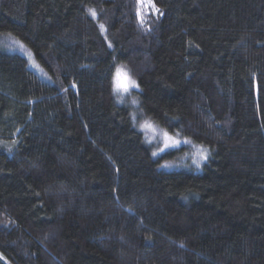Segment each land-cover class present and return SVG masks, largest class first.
I'll list each match as a JSON object with an SVG mask.
<instances>
[{
	"label": "trees",
	"instance_id": "1",
	"mask_svg": "<svg viewBox=\"0 0 264 264\" xmlns=\"http://www.w3.org/2000/svg\"><path fill=\"white\" fill-rule=\"evenodd\" d=\"M150 1L0 0V264H264V0Z\"/></svg>",
	"mask_w": 264,
	"mask_h": 264
},
{
	"label": "rangeland",
	"instance_id": "2",
	"mask_svg": "<svg viewBox=\"0 0 264 264\" xmlns=\"http://www.w3.org/2000/svg\"><path fill=\"white\" fill-rule=\"evenodd\" d=\"M139 2L141 3L142 8L153 9V6H152L150 0H139ZM21 45L22 44L20 42H18L13 37L5 36V37L0 38V46H2L3 49H5L6 51H8L10 53H16V54L22 56L26 60L29 70H31L33 73H35L42 80H44L46 82H49L50 79H49L48 75L36 63V61L34 60L31 52L27 48H25L24 46L21 47ZM118 70L121 73L126 74L127 77L130 78L128 73L122 67L119 66V67L116 68L114 79H113V89H114L116 97H117L116 99H117L118 102H124V101L128 102L129 101V93H130V91L134 90L135 88H130L129 92H127V93L116 89V86H115L116 85V75H117ZM145 122L146 121H144V122H142L140 124V130L144 134L147 142L150 145H152L153 152H156V155H158L159 153H162V152H164V151H166L168 149L179 148V147H182V146H185V145L187 146V144H190L192 147L189 148V152H188L189 156L187 157L186 161H184L185 163H182V164L187 166V167H192L194 170H196L199 167H197L196 164L193 163V159L198 160L199 163H202V162L205 161V160L201 159V157L199 155H197V151H198V149H200V147L196 146V145H193L191 143H184V141H181V143L178 146L173 147V146L170 145L169 147L165 148L164 147V139H163L164 131L158 129L153 124H152L153 128L155 129L154 131L150 130V129H142V125ZM161 149H163V150H161ZM172 167H174V164H169L168 165V168H172Z\"/></svg>",
	"mask_w": 264,
	"mask_h": 264
},
{
	"label": "snow or ice",
	"instance_id": "3",
	"mask_svg": "<svg viewBox=\"0 0 264 264\" xmlns=\"http://www.w3.org/2000/svg\"><path fill=\"white\" fill-rule=\"evenodd\" d=\"M91 14L94 16L95 12L93 11V12H91ZM21 47H23V45H21ZM115 86H116L117 90H120V91L125 92V93L129 92L130 88H136L137 87L135 81L128 78L126 74L121 73L119 70H118L117 75H116V85ZM142 129H150L153 131L155 130L153 128V125L147 121L142 125ZM163 139H164V147L165 148L169 147L170 145L175 147L181 143V141L176 140L173 137L169 136L167 132L163 133ZM184 143H190V141L185 140ZM161 150H163V149H161ZM205 152H206V150L198 149L197 155H199L201 157V159L206 160L207 155L205 154ZM153 155L155 156L156 152H153ZM193 163L196 164L197 167H200V163L198 160L193 159ZM165 166H167V165H165Z\"/></svg>",
	"mask_w": 264,
	"mask_h": 264
}]
</instances>
